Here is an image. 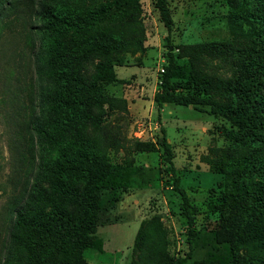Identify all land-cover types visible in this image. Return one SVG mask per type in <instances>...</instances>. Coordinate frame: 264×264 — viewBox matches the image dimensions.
<instances>
[{
	"label": "trees",
	"instance_id": "16d2710c",
	"mask_svg": "<svg viewBox=\"0 0 264 264\" xmlns=\"http://www.w3.org/2000/svg\"><path fill=\"white\" fill-rule=\"evenodd\" d=\"M139 1L0 0V43L10 32L20 38L35 80L18 132L21 162L30 168L4 207L0 264H86L85 249L101 250L102 190H126L137 178L145 186L147 169L135 165L134 154L160 147L181 197L188 252L169 253L166 229L154 215L140 222L128 264H185L191 256L197 209L179 185L165 130L159 144L129 137L127 100L105 92L118 80L115 66L128 57L141 60L148 49ZM228 3L231 25L244 20L247 31L233 30L231 39L214 45H172L168 0H153L167 30L153 101L159 109L207 107L230 123L221 128L230 143H211L204 159L224 176L208 202L226 227L216 231L224 251L193 264H264V0ZM111 153L120 159L112 161Z\"/></svg>",
	"mask_w": 264,
	"mask_h": 264
},
{
	"label": "rangeland",
	"instance_id": "374dc122",
	"mask_svg": "<svg viewBox=\"0 0 264 264\" xmlns=\"http://www.w3.org/2000/svg\"><path fill=\"white\" fill-rule=\"evenodd\" d=\"M139 2L148 49L141 60L127 56L125 64L115 66L118 80L107 84L105 92L127 100L128 114L123 125L129 137L159 144L160 129L165 130L179 185L197 209L193 251L185 263L193 264L197 260L213 259L212 256L216 255L212 253L224 251L225 242L216 236V231L225 227L224 223L218 211L215 212L208 204L218 195L224 176L215 172L204 159L211 143L217 146L230 143L221 134V128L230 127V123L220 115L209 114L207 107L178 104L157 107L153 95L159 88L165 62L167 30L159 21L153 0ZM228 2L168 0L173 19L170 43L214 45L231 39L233 30L247 31L249 25L244 20L237 27L231 25ZM255 23L259 28L260 24ZM4 36L0 43V240L7 227L3 219L7 198L30 168L21 162L25 148L18 132L23 126L24 111L30 110V94L35 89L27 53L24 56L21 49L22 41L13 32ZM159 149L158 152L134 154L135 165L147 169L148 183H144L145 186L138 184L137 178L136 185L126 190H102L96 230L101 250L85 249L86 264H128L140 222L154 215L160 217L166 229L169 253L186 256L188 228L180 209L181 197L172 188V175L168 171L163 148ZM111 157L112 161L120 159V155L112 153ZM35 170L39 168L35 167Z\"/></svg>",
	"mask_w": 264,
	"mask_h": 264
}]
</instances>
